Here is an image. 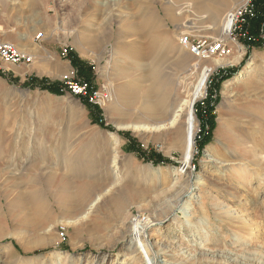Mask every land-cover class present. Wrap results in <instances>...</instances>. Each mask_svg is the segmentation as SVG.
Returning <instances> with one entry per match:
<instances>
[{
  "label": "rangeland",
  "instance_id": "1",
  "mask_svg": "<svg viewBox=\"0 0 264 264\" xmlns=\"http://www.w3.org/2000/svg\"><path fill=\"white\" fill-rule=\"evenodd\" d=\"M245 2L0 0L31 57L0 60V264H264V24L254 9L210 60L179 45L223 38Z\"/></svg>",
  "mask_w": 264,
  "mask_h": 264
},
{
  "label": "built area",
  "instance_id": "2",
  "mask_svg": "<svg viewBox=\"0 0 264 264\" xmlns=\"http://www.w3.org/2000/svg\"><path fill=\"white\" fill-rule=\"evenodd\" d=\"M254 1L255 0H246L243 6L227 15V22H230V28L223 38L212 41L203 38L182 36L179 40V45L199 60H210L221 55L229 54L227 40L233 39V36L243 32L242 27L246 23L247 18L253 16ZM65 54L66 51L64 55ZM0 60L10 64H17L22 61L30 63L31 57L20 52V50L14 45L7 43L0 32ZM73 83L71 89L75 96H82L87 93L86 85H79L75 82Z\"/></svg>",
  "mask_w": 264,
  "mask_h": 264
},
{
  "label": "trees",
  "instance_id": "3",
  "mask_svg": "<svg viewBox=\"0 0 264 264\" xmlns=\"http://www.w3.org/2000/svg\"><path fill=\"white\" fill-rule=\"evenodd\" d=\"M254 9L255 10H258V13L260 15L259 19L256 21L257 22V25L260 26L261 23L263 25L264 24V0H255L254 1ZM258 21H260V22H258ZM257 25L255 24L254 27H256ZM70 58H71V62L73 64V66L77 69L78 73L81 75L80 79L79 80H76V83L79 84V85H86V90H87V93L89 94V97H90L93 94L94 88L92 86V84H93L92 78L88 76L87 68H85V66H83L81 63H79L76 60V58H74L73 56L70 57ZM30 87L31 88H34L35 86H30ZM39 88L41 90H43V91H48L51 94L58 95V96L62 95V93L64 91L63 88H59L58 86H56L54 84H50V85H47V86L42 85V86H39ZM72 95L74 97L80 98L81 101H82V103L86 107H89V109L91 110V112H97L98 114H101V108L99 106H97V105H93L92 103H90L88 97L87 98H84L82 96H75L73 93H72ZM198 113H199V111H198ZM99 121L102 123L103 119L98 120V122ZM148 160L150 162H153L154 164L166 163V161L165 160H161V158L153 159L154 161L153 160H150L148 158Z\"/></svg>",
  "mask_w": 264,
  "mask_h": 264
},
{
  "label": "bare ground",
  "instance_id": "4",
  "mask_svg": "<svg viewBox=\"0 0 264 264\" xmlns=\"http://www.w3.org/2000/svg\"><path fill=\"white\" fill-rule=\"evenodd\" d=\"M226 32V31H225ZM227 33V32H226ZM92 44H94V42H92ZM208 77H209V71L208 70H206V71H204L203 72V75H202V80H201V82L203 83V84H205L206 83V81H207V79H208ZM242 76H240V77H237V78H234L232 81H230L228 84H227V86H229V85H231V84H235L240 78H241ZM1 86L2 85H0V88H1ZM3 88H4V86H3ZM229 89V88H228ZM6 94V93H5ZM10 93L7 91V94H6V96H8ZM185 124L189 127V134H188V139H189V144L187 145L188 146V151L186 152V154L188 155L189 153H190V151L192 150V147H193V139H194V136H195V133H196V131L194 130V126H195V121L191 118V117H189V118H187L186 119V122H185ZM193 129V130H192ZM105 136V141L106 142H108V144H112V143H114V145L113 146H115V147H120V145H121V140L118 138V137H116L115 135H112V134H107V135H104ZM103 136V137H104ZM209 158H212V156L211 155H209L208 156ZM191 158V157H190ZM210 161H212V162H215V160H210ZM189 163H190V159L188 158V159H186L185 161H184V168H187L188 167V165H189ZM227 165H232V163H226ZM245 170V169H244ZM242 169H239V171L237 170V175H239V174H242ZM239 172H241V173H239ZM244 172V171H243ZM187 199V198H186ZM180 200V199H179ZM185 200V199H184ZM188 205V202H185V204H183V206L185 205V207ZM191 205V204H190ZM189 207V206H188ZM144 232H136V234H134V237H135V239L137 240V239H140V237L141 236H146V230H143ZM148 237V236H147ZM134 240V239H133ZM135 240V241H136ZM144 246L145 245H143L142 243H140L139 242V247H138V249H140V248H144Z\"/></svg>",
  "mask_w": 264,
  "mask_h": 264
},
{
  "label": "crops",
  "instance_id": "5",
  "mask_svg": "<svg viewBox=\"0 0 264 264\" xmlns=\"http://www.w3.org/2000/svg\"><path fill=\"white\" fill-rule=\"evenodd\" d=\"M0 71H3V72L10 71V69H8L6 65H4L2 62H0ZM12 71H14V70H12ZM6 83H7V81L5 79L0 78V85L5 86Z\"/></svg>",
  "mask_w": 264,
  "mask_h": 264
}]
</instances>
